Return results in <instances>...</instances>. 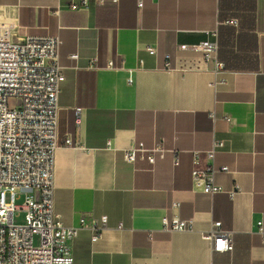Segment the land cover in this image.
Returning <instances> with one entry per match:
<instances>
[{"label":"crops","instance_id":"0c3cea01","mask_svg":"<svg viewBox=\"0 0 264 264\" xmlns=\"http://www.w3.org/2000/svg\"><path fill=\"white\" fill-rule=\"evenodd\" d=\"M70 1L0 0V10L22 33L61 38L55 212L67 226L107 216L96 241L90 229L78 230L72 264H264L256 225L262 220L264 232V0H142L141 7L119 0L75 10ZM215 27L221 74L212 59L178 46ZM153 44L156 55L145 50ZM67 133L72 145L62 143ZM158 136L180 150L178 165L169 151L152 164L123 159V149ZM214 137L224 144L213 164L229 170L214 176L220 192L194 191L191 170L207 161L201 153L194 165L190 150ZM164 215L189 220L191 229L163 230ZM215 221L232 231L231 251L211 249L205 234Z\"/></svg>","mask_w":264,"mask_h":264},{"label":"built area","instance_id":"2783aa9c","mask_svg":"<svg viewBox=\"0 0 264 264\" xmlns=\"http://www.w3.org/2000/svg\"><path fill=\"white\" fill-rule=\"evenodd\" d=\"M119 0H71L70 9H88L90 4H116ZM141 7L142 0H136ZM235 21V19H234ZM206 38L191 43L179 44L180 49L201 53L207 60H213V71H225L223 60L217 57V28L206 29ZM13 35L22 40H14ZM61 38L57 34L22 33L13 15L0 19V264H72L70 242L78 230L92 231L96 241L107 224V216L96 219L83 215L78 226L62 223L54 206V171L56 150L60 145L57 133L59 103L58 96L65 78L58 61ZM145 50L157 54L156 45H146ZM72 58L78 53L70 54ZM164 56V67L171 65L170 53ZM138 66L143 59L138 57ZM108 67H115L107 61ZM137 66L127 67L126 80L132 83ZM225 80L224 77L220 81ZM9 96L16 98L15 106L9 108ZM76 122L81 121L82 107H75ZM62 143L72 145L67 133ZM224 141L213 138L204 150L191 149V161L199 164L201 153L207 161L204 168L191 170L192 190L206 194L221 191L214 182L217 172H227L228 166H214L213 160ZM172 155L173 165L179 164L180 150L168 147L164 136H158L150 146L142 140L123 149L122 157L128 163L137 159L152 164L156 156ZM232 196L233 192H229ZM17 200H22L20 204ZM174 206L178 203L174 202ZM24 213V222L15 223L14 218ZM264 242L262 220L256 222ZM161 228L167 231L191 229L189 220L177 215L161 217ZM232 231L221 227L220 221L211 224L205 237L215 252L233 249Z\"/></svg>","mask_w":264,"mask_h":264},{"label":"rangeland","instance_id":"374dc122","mask_svg":"<svg viewBox=\"0 0 264 264\" xmlns=\"http://www.w3.org/2000/svg\"><path fill=\"white\" fill-rule=\"evenodd\" d=\"M0 19H4V15L2 10H0ZM16 104V98L14 96H9L8 100H7V106L9 108L15 106ZM22 200H17V203L20 204ZM14 222L15 223H23L24 222V213L23 212H19V216H16L14 218Z\"/></svg>","mask_w":264,"mask_h":264},{"label":"water","instance_id":"95a60500","mask_svg":"<svg viewBox=\"0 0 264 264\" xmlns=\"http://www.w3.org/2000/svg\"><path fill=\"white\" fill-rule=\"evenodd\" d=\"M13 39H14V40H22L21 37H16L15 35H13Z\"/></svg>","mask_w":264,"mask_h":264}]
</instances>
